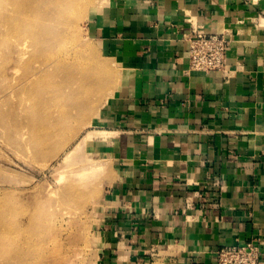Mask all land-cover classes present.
<instances>
[{"label": "crops", "instance_id": "crops-1", "mask_svg": "<svg viewBox=\"0 0 264 264\" xmlns=\"http://www.w3.org/2000/svg\"><path fill=\"white\" fill-rule=\"evenodd\" d=\"M105 14L91 30L122 72L100 263L217 264L219 248L253 241L264 264V8L113 0ZM196 31L228 36L223 68L190 67Z\"/></svg>", "mask_w": 264, "mask_h": 264}, {"label": "rangeland", "instance_id": "rangeland-1", "mask_svg": "<svg viewBox=\"0 0 264 264\" xmlns=\"http://www.w3.org/2000/svg\"><path fill=\"white\" fill-rule=\"evenodd\" d=\"M42 1L0 0V264H101L98 227L115 165L104 122L122 71L91 27L113 0ZM31 2L40 14L27 24ZM38 20L62 37L40 40ZM37 70L46 89L27 93Z\"/></svg>", "mask_w": 264, "mask_h": 264}, {"label": "built area", "instance_id": "built-area-1", "mask_svg": "<svg viewBox=\"0 0 264 264\" xmlns=\"http://www.w3.org/2000/svg\"><path fill=\"white\" fill-rule=\"evenodd\" d=\"M190 67L200 71L225 66L230 39L224 33L193 32L188 38ZM217 264H262V251L253 241L224 246L216 251Z\"/></svg>", "mask_w": 264, "mask_h": 264}, {"label": "bare ground", "instance_id": "bare-ground-1", "mask_svg": "<svg viewBox=\"0 0 264 264\" xmlns=\"http://www.w3.org/2000/svg\"><path fill=\"white\" fill-rule=\"evenodd\" d=\"M44 3H46V1L45 0H43L42 1V7H43V4ZM29 10H28V12L26 13V11H27V7H26V10L23 12L24 14L21 16L22 17V21L23 22H28L27 24H30V23H33V22H31V21H28V20H30V19H32L34 16H33V14H40V12H38V13H33L34 11L32 10L33 9V3L31 2L30 3V7L28 8ZM59 9H60V7H59ZM59 9L58 10H53L54 12L52 13V15H51V11L50 12H47V17L48 18H51V17H55L56 19V25L59 23V20H58V17H57V13H58V11H59ZM18 11V10H17ZM50 15H51V17H50ZM18 20L16 21L17 23L19 22V17L17 18ZM21 21V22H22ZM22 24V23H21ZM40 27H43V31L41 30V28ZM32 28H33V30H34V32H37L38 31V33L40 34V40L42 39L44 42H46V40H48L49 39V35L51 34V33H54V36L53 37H55L56 36V38H61L62 37V32H61V29H58V26H57V28L56 29H54V30H51L50 28H49V24L47 23V24H45V25H42L41 23H40V21L38 20L33 26H32ZM50 29V30H49ZM36 34V33H35ZM38 34V35H39ZM42 41V42H43ZM48 43V42H47ZM90 71V70H89ZM88 71V72H89ZM87 72V71H86ZM91 72V71H90ZM88 75H89V73H87ZM31 76L30 77H28L27 78V81H26V84H27V88H26V92L27 93H32V94H36V93H38L39 91H41V90H45L46 89V87L45 86H43V87H41L42 85H43V83H44V81H45V75H44V72H43V70H37V71H35L34 72V74L32 75V74H30ZM82 83L84 84V82L82 81Z\"/></svg>", "mask_w": 264, "mask_h": 264}]
</instances>
